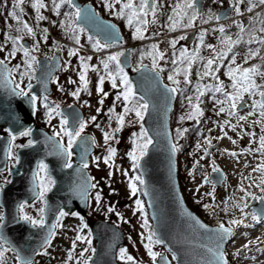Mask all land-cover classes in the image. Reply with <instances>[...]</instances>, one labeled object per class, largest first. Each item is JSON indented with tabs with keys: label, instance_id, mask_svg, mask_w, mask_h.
Instances as JSON below:
<instances>
[{
	"label": "rangeland",
	"instance_id": "rangeland-1",
	"mask_svg": "<svg viewBox=\"0 0 264 264\" xmlns=\"http://www.w3.org/2000/svg\"><path fill=\"white\" fill-rule=\"evenodd\" d=\"M81 1L89 4L92 3L98 9V12L106 15L109 19L119 25L124 36L123 43L113 45L103 51H97L93 48L92 41L89 40V35L84 30L82 33H79L80 42L77 44L74 39L69 38V35L66 34L64 28L60 27L61 21L66 20L64 14L74 12L75 10L64 5L59 10L60 14L57 15L56 11L52 8V0H44L47 7L44 8L45 10L41 9V13L47 15L49 19L48 22L44 20V23L42 21V23L37 26H31L33 27L35 36L27 34L26 31L17 32L16 29L20 27V25L16 20L8 16V13L13 10L14 0H0V49H2L0 50V58L4 59L8 56L7 53H10L13 48L17 49L16 53L23 52L20 48V45H23V40H27V42L30 43V47L28 48L30 50L37 42H39V50L32 52L34 55L47 54L48 56H53L54 54H62L63 62L61 68L52 80L54 99L48 97V102L53 106L59 105L60 111H62L63 107L78 104L84 112L83 121L87 124L82 134L90 132L95 138L96 146L89 159L90 163L88 166L91 168V171L96 178L95 183L97 184V187L94 188L92 192L88 212L89 218L90 220L105 219L121 226L128 238L127 245L123 247L127 250V255H131L134 258L133 261L140 262L141 264H154L152 257L149 256L148 251L144 246L148 243L146 237L149 235V229L153 232V221L151 220L146 199L143 195L144 184L137 185L138 190L135 195H131L129 186L130 183L135 182V176L140 175L142 177L139 169L133 167V162L127 155V153L132 151L135 147L132 143V134L140 132V122H137L134 112L127 114L125 118V125L122 127L121 131L115 133L116 139L109 141V144L116 149V155L111 161L112 167L110 168L105 165L103 157L107 156L108 153L107 145L104 143L103 132L101 129L111 132L118 126L115 119H113L109 125L108 109L113 106V101L117 91H119V88L113 89L111 81L106 79L102 87L104 92L108 93V96L105 98L104 104L102 106L99 105L98 100L100 99V95L97 93V83L99 77L98 73L93 71L90 67L86 72L88 91H81L79 99L72 97L70 93L79 85V56H91L92 59L87 61V63L89 65L99 67L101 69L99 74H104L102 64L100 63L101 60L106 59L107 56L111 54L122 52L124 50L122 48L123 46L131 45L134 42L135 44L141 42L139 46L142 47H140L133 54V68H138L143 62H151L149 65L152 67L154 54L152 46L156 45L157 52H162L164 54V59L158 61L160 68L164 71L162 76L164 79L166 78L165 81L167 83L174 86L172 81L168 80V76L174 75V70L180 66L179 63L177 65H173L172 60L176 59L179 62L181 59V49L186 50V56L201 55L202 58H210L216 54L213 49H215L216 52H219V50L225 47V45L221 43L220 38L222 35L226 34L235 40L237 38V33L239 32V28L236 25L238 23H242L246 28L249 27L252 17L256 14L257 8H260L257 13L264 16V6H258L253 9V12L249 13L247 11V3L241 5V12L243 13L242 16L233 13L229 22L221 24L225 28V34L218 31V28L221 25L219 26V24H214V19L209 20L208 23H201L198 19L195 22L194 27L199 25L201 27L202 25H205L201 31L207 30L204 36V42L203 44L197 42L192 48H185V39H180V37L184 36L186 38L190 35V32L194 27H181L172 31L167 26V17L172 14V9L170 8L176 3V0H165L166 2H170L172 4L170 8L167 7L166 21L164 20L163 15L159 14L158 16L159 10H157L158 19L156 24L148 23L145 26L146 31H142L141 33H136L135 21L133 25H129L127 19L115 14L116 11L120 9L121 5L116 4L115 8L110 10L105 7V0ZM109 2H114V0H109ZM230 2H232V0H230ZM222 3L223 0H218L215 4L220 6ZM203 4L205 13H208L209 9L212 10L214 3L212 0H203ZM22 8V20L27 22L28 18H35L36 15L34 16V14L36 11L31 6V0H25ZM162 9H164V5ZM217 13V11L213 12L214 15H217ZM147 19L151 21L152 17L149 16ZM257 27H259V25H257ZM43 29L48 30L47 40L43 39ZM168 32L172 35L175 34L172 41L175 40L176 45L180 44L181 47L177 45L175 46V49H173L169 47L168 43L165 44L161 42L160 39L152 40L154 38H159L161 34H166ZM134 34L143 35L146 38L137 39L134 38ZM2 35L7 37L2 39ZM242 35V42L236 45L233 49V51L237 53L236 64L241 67H251L253 65H260L264 63V60L261 59V57H264V45L256 43H254V45L248 44L246 43L249 39L248 34L244 33ZM255 35L259 38L261 33L256 32ZM17 36L22 37V39L18 40L17 43H13L12 38ZM93 38L98 39L96 37ZM148 39L150 40L148 41ZM205 45H211L212 48H208V51L205 52ZM23 47L25 46L23 45ZM250 47L254 49L260 48L261 53L259 56L252 57L246 63L244 58L248 55ZM72 49H78L79 54L76 56H69V50ZM174 52L175 55L173 54ZM230 59L231 55L223 61L225 66L222 67L224 68L222 70L224 71L221 72V70L218 77L219 81L223 82L226 90L232 92V80L226 74L228 71L227 65ZM10 60L15 64L13 66L20 65V70L23 71L25 61L23 53L19 56L18 60L17 57L16 59L11 57ZM6 62H9V60H6ZM67 62H70V64ZM65 67H67V70H65ZM110 69L114 71V65H110ZM192 70H195L196 74L193 72L189 73V79L192 81L189 86L185 87L184 84L181 85V88L185 90L183 94H178L179 99L176 103V110L173 113L171 122L174 136L173 142L177 144L179 149L177 151V164L179 167V181L182 192L188 205L204 220L208 221L206 218H211L213 225H217L219 222H224L229 224L230 227L234 228V230L236 229L234 232H236L237 237L234 238V243L230 242L226 249V257L229 263L264 264V220L259 222L253 221L251 219V214L256 212L250 207V204L253 201L251 198L253 196L257 197L258 200L260 197H264V191L261 190V187L257 186L259 185L260 180L264 178V174L260 172H253V168H256L261 163H264V155H261L259 151H256V149L260 147V138L264 136V131H262L260 124L254 123V121L261 119L258 114V110L252 116H248V113L252 111L250 107L252 100L259 99V97L253 98L245 94L244 100L247 99V103L244 110H239L236 115L229 117L227 112L217 115L220 105L215 104L212 94L206 92V95L202 97L203 102L200 104V108L203 115H206L207 117L201 119L202 125L201 129L198 131L199 137L191 138L186 133L177 137V129H194V126L190 124L192 119H187V115L192 111V107L188 104L186 97H194L196 94L195 86L198 83L203 85L200 80V76L198 75V72H202L203 70V60L202 62L196 60L190 68V71ZM35 71L36 63L32 70V79L29 81V79L25 77L21 83L22 88L27 89L29 82L31 84L33 83ZM13 76L16 82H20L21 78L19 72H14ZM177 76L178 75H175V79ZM195 77L197 83L192 85L195 81ZM206 78L208 79V77ZM69 79L74 80L77 83L71 84L69 83ZM128 79L130 80L129 76ZM117 84L119 85V79H117ZM61 88H63V91H61ZM215 96L220 100L225 99L220 93H216ZM139 97L140 95L137 94V98ZM193 104H196L195 100H193ZM224 106L227 109V104ZM98 107L102 108L100 113H97L96 111ZM115 111L116 113H121L123 111V106L119 102H117ZM93 116H96V120L94 122L91 119ZM239 116H245L246 119L244 121H239ZM181 117H185V119L181 120ZM60 119V116L55 114L52 115L51 119L49 118L47 109L44 107L43 97H41L37 102V124L53 135V132L58 131L60 128ZM225 120H231V123L236 125L235 130L231 127L225 126V130H222L220 127L219 131H217L218 125H223ZM97 124L100 125V128L96 127ZM225 132L227 133V136H224ZM222 136L224 138L217 139V137ZM29 139L31 138L20 136L17 133V139L12 142L13 152L17 155L16 151L19 148L15 146L26 145ZM206 140H211V147L219 143L218 148H213V150L208 152L209 147ZM63 141L67 143V137H64ZM233 141H235V143H233ZM205 149H207V152ZM233 152L237 153V156L230 155V153ZM94 157H101V160L98 162L94 161ZM97 164L99 166H97ZM219 165L224 168L227 175V179L221 187H217V185H214L210 180V174L213 172V166L219 168ZM13 167V161H10L7 165V169L0 172V188H3V186L7 184L5 183L6 180L10 181V169ZM202 168L205 169L201 170ZM110 171L112 172L111 176H109ZM126 171H129V175H124V172ZM205 177H207V180L209 181L208 183L205 182ZM129 181L131 182L129 183ZM242 187L245 191H241ZM97 192H99L101 196L99 205L95 200ZM246 192L251 193L252 195H246ZM208 193H212V195H207ZM246 196L249 198H246ZM136 200H140L142 202L143 212L137 210V205L135 203ZM245 203L247 204L246 208L243 207V204ZM205 205H208V207H205ZM109 207L114 208L115 211L108 212ZM41 208H43L45 212V196L42 201L34 199L29 203H25L24 212L33 218H38L40 216L39 209ZM225 208H227V211H225ZM0 211H2L1 208ZM117 213H119V216ZM70 215L71 213L61 218L59 223H56V233L52 238L50 246L46 248V254H39L34 264H83L84 260H88V262L91 261L95 247L92 236L87 227L81 231L82 222H80L78 218ZM121 217H123V219H121ZM145 219L148 221L149 228H143L141 226ZM233 219L241 220L243 223L230 224V221ZM84 222L89 224V221L84 220ZM77 235L89 237L91 239V243L89 244L85 240L76 241L75 248L73 249V241L76 239ZM246 244L249 245L247 249L243 247ZM150 247L154 252H157L160 255H168L172 258L173 262H175L173 256L167 252L163 245L157 244L153 241L150 244ZM85 249H89V251L85 252ZM43 252H45V249L40 253ZM82 252L84 253L83 256L80 255ZM69 254H71V259L69 258ZM5 259L7 264H19L15 255L11 251L5 254ZM118 260L121 261L120 259Z\"/></svg>",
	"mask_w": 264,
	"mask_h": 264
},
{
	"label": "snow or ice",
	"instance_id": "snow-or-ice-1",
	"mask_svg": "<svg viewBox=\"0 0 264 264\" xmlns=\"http://www.w3.org/2000/svg\"><path fill=\"white\" fill-rule=\"evenodd\" d=\"M212 2L215 4L218 2V0H212ZM25 3V0H14L13 3V10L8 13V16L13 18L17 21V23L20 25L16 29L17 32L20 31H26L27 34H30L32 36H35V32L33 28L24 20L21 19V16L23 14V8L22 5ZM247 3V11L249 13L253 12V9L258 6H264V0H232V8L234 9V12L236 15L242 16L243 13L241 12V5ZM119 4L121 5L120 9L116 11V15L122 16L123 18L127 19L129 25H133L134 21L136 25H139L136 27V33H141L142 31H146V25L148 23H155L156 17H157V9L159 7H163V5L158 3V0H114V2H109V0H105V7L109 8L110 10H113L115 8V5ZM68 6L71 9H74V12H68L65 13L66 20L61 21L60 27L64 28L66 34L69 35V38L74 39L77 44H79V33H82L84 31V28L81 27L77 21H82L84 23H88L92 19V15L88 9L82 10L79 8L75 3L74 0H52V8L56 11V14L59 15L60 8L62 6ZM31 6L33 9H35L37 13V20H45L46 17L41 14V9L46 8V4L44 0H31ZM201 5L200 0H176V3L172 6V14H170L167 17L168 20V27L170 30L175 31L177 28H192L195 25V22L199 19L201 23H208L209 20L215 19L219 21L221 19L220 16L214 15L212 10L209 9L208 13H202L201 12ZM19 10V11H17ZM151 16L152 20L149 21L147 17ZM207 17V18H205ZM226 18V17H225ZM235 23V22H234ZM259 25V27H257ZM239 28V32L237 33V38L233 40L231 36H228L225 34V28L224 26H220L218 28V31L222 34L221 36V43L225 45V49L219 52H216L215 49L213 51L216 53L215 55L211 56L210 58H202V57H196L185 55L186 50L181 49L180 50V57L181 59L179 62L176 59L172 60L173 65H177L179 63V67H177L174 70V75H169L168 80L172 81L175 87L168 88L166 87V91L169 94H175L180 93L183 94L184 90L183 88L179 87L180 81L175 79V75H183L184 77V83L185 85L191 84L192 81L189 79V72L192 64L196 60H203V70L202 72H198V75L200 76V80H204L206 77H211L212 79L216 80L217 83L214 84H197L195 86V96H188L186 97V100L188 104L192 107V111L187 115V119H194L201 115H203L202 110L200 108V104L203 102L202 97H204L207 93H211L213 100L215 104L220 105L217 115L220 113L227 112L228 116H234L236 115L238 109L240 107H243V104L241 103L244 100L245 94H247L249 97H259V99H253L252 103L250 105L252 111L248 113V116H252L254 113L257 112L260 116V120L254 121L256 124H260L262 131H264V83H257L256 78L259 77L261 80H264V63L260 65H253L251 67H241L240 65L236 64L237 59V53L233 51L234 47L238 44H240L243 40L244 33H247L249 36V39L246 41L248 44L256 43L259 45H264V16H262L260 13H256L251 21L249 27H245L242 23H238L236 25ZM47 29H43V39L47 40ZM207 30H202L197 39L200 42V44H203L204 42V36L206 34ZM256 32L261 33V36L257 38L255 35ZM134 38L137 39H145L143 35H135ZM13 43H17L18 40L22 39V37H14ZM118 37L115 33L108 32L105 36L106 41H117ZM180 39H185L184 36H181ZM89 40L92 41V46L97 51H103L104 49L112 47V43H102L99 39H94L93 37L89 36ZM176 41H171V46L173 49H175ZM208 48H212L211 45H207ZM20 48L23 50V54L25 57L24 61V68L23 71H21V66L16 65L13 68L7 67L5 64V61L10 59L11 57H14L16 55V48H13V50L8 53V56H6L4 59H0V77H4V74L7 73V76L5 77L7 82H13L14 87L12 89V92L14 95L19 97H27L29 99V102L31 103L33 107V112L35 111V107L37 104V101L40 99L34 94H31V88L32 85L29 82L27 85V89L22 88L20 84L23 82V79L27 77L29 81L32 79V70L34 68V65L36 63V57L35 55H32V52L39 50V42H37L33 48L30 50L28 48L23 47V45H20ZM153 60H152V68L153 71L163 69L160 68L158 61L164 59V54L162 52H157V46L153 45ZM2 50V49H0ZM261 53L260 48H249L248 55L244 58L245 62L252 57L259 56ZM79 54L78 49H72L69 50L68 55L69 56H76ZM175 55V52L173 53ZM229 54H231V59L227 65L228 71L227 75L232 80L231 88L232 92H229L226 90L225 86L223 85V82L219 81L218 76H216V73H218L221 69V67H224L223 61L228 58ZM123 52H117L115 54H111L107 56L106 59L101 60L103 73L99 74L101 72V69L97 66L89 65L87 61H90L92 59L91 56L84 57L79 56L80 61V68L78 70V77H79V85L78 87L70 93V95L76 99L80 98L81 91H88V80L86 79V72L91 67L93 71H96L98 73V83H97V93L100 95V99L98 100L99 105L104 104L105 98L108 96L107 92H104L103 90V84L106 79L111 81V85L113 89L119 88V91H117L113 106L108 109L109 113V125L111 124V121L115 119L117 122V127L113 129L111 132L104 131L103 132V139L105 145H107V153L108 155L103 157V162L105 165L112 167V158L116 155V149L112 147L109 144V141H113L116 139L115 133H118L121 131L122 127L125 125V118L128 113L134 112L135 116L137 118V122H140V132L139 133H133L132 134V143L135 145L132 151H129L127 153L129 159L133 162L134 168H139L140 166V160L142 157L147 155V151L149 149V146L153 144V139L151 136H149L148 131L143 126V119L144 114L149 109V102L144 100V98L141 96L137 98L136 90L133 88L131 81L128 79L127 74L124 71V68L120 64V57L123 56ZM262 60H264V57H261ZM70 64V62H67ZM110 65H114L115 70L113 71L110 69ZM65 70H67V67H65ZM14 72H19L20 75V82H15V78L13 76ZM117 79H119V85L117 84ZM69 83L76 84L77 82L74 80L69 79ZM61 91H63V88H61ZM220 93L224 96V100L217 99L215 94ZM90 94V93H89ZM193 100L196 101V104H193ZM44 101V107L47 109V113L49 115V118L51 119L52 115H58L60 116V128L58 131L53 132V137H59L61 142H58L56 144V150L59 155L67 157L64 163V167L71 168V157H72V148L73 145L77 143V141L81 138V134L83 133L85 127L87 126L86 122L83 120L76 121L77 126L75 127H69V119L64 115L62 111H60L59 105H52L48 102V97H43ZM117 102H119L123 106V111L121 113H116L115 109L117 106ZM86 103V102H85ZM225 104H227V109L225 108ZM97 113H100L102 111L101 107H98L96 109ZM92 121L94 122L96 120V116H93ZM185 119V117H181V120ZM246 119L245 116H239V121H244ZM130 123V122H129ZM231 127L233 130H235L236 125L231 123V120H225L223 122V125H220V127L223 128ZM97 128H100V125H96ZM9 137H10V143L9 147L7 149V158L10 161H13V166L20 163V156L16 155L13 152V143L17 139V134L12 131L11 129L5 130ZM188 129H177V137L182 136L184 133H186ZM20 136L24 137H30L32 135V130L30 128H26L21 130L18 133ZM254 135V134H252ZM224 136H227V133H224ZM53 137H48V140H52ZM64 137H67V145L65 146L62 141ZM222 137H217V139H222ZM35 142L32 139H29L26 145H16L15 147L18 148H24V147H31ZM95 139L93 138L91 141L92 145H95ZM206 143L208 147H211V140H206ZM235 143V141H233ZM179 149L177 147V144L173 143L171 145V152L175 153ZM207 152V149H205ZM251 151V150H249ZM256 151H259L261 155H264V136L260 138V147L256 149ZM85 153H87V148H85ZM232 156H237V153L233 152L230 153ZM94 161L101 160V157H94ZM81 160L83 162V167L87 168L88 163L84 159V156H81ZM97 166H99L97 164ZM3 171V170H0ZM213 172H220V169L213 166L212 168ZM253 172H260L264 174V163L259 164L256 168H253ZM112 175V172H109V176ZM124 175H127V172H124ZM134 181L130 183V190L131 195H135L137 193V185L138 184H144L145 181L142 179L140 175H137L134 177ZM205 182L208 183L207 177H205ZM5 183H10V181H5ZM55 182L52 180L51 176L48 174V165L44 163L43 160L39 161L36 165V169L33 173V192L37 199L43 200L45 194L51 190V185H53ZM261 187V190L264 191V178L260 180L259 185ZM92 188H96L97 184L92 183ZM3 189L0 188V192H2ZM198 191V190H197ZM241 191H245V189L242 187ZM77 193L81 196H87V188L86 185L81 184L77 188ZM207 195H212V193H208ZM246 195L251 196V193H247ZM253 199H256L257 197L253 196ZM243 199V198H241ZM261 200H264V197H260ZM95 200L97 204L99 205L101 201L100 193L97 192L95 196ZM137 205V210L140 212H143V205L140 200L135 201ZM205 207H208V205H205ZM243 207L246 208L247 204H243ZM25 203H21L18 206L17 214L13 217V220L15 221L17 226L22 227L25 224L31 225L32 227H44V209H39L40 216L38 218H33L29 215H27L24 212ZM115 209L112 207L108 208V212H114ZM225 211H227V208H225ZM135 214V211H134ZM69 215V213L65 212L64 210H60L57 218V222H60V219ZM72 215H78L77 213H72ZM119 216V213H117ZM81 221H83V217H80ZM123 219V217H121ZM251 219L253 221H261L264 220V212L257 214L252 213ZM193 220H195V223L199 225L200 228H206V225L200 223L199 220H197L195 217H193ZM128 222V221H125ZM243 221L233 219L230 221V224H242ZM7 224L5 214L0 211V228L5 227ZM143 228H149L148 221L145 219L141 225ZM53 228L56 227V225L52 226ZM87 225L83 224L81 225V231H83L84 228H86ZM54 232L51 230L49 231V234L47 237H45L43 244L41 245V248L45 249V252L43 253H36L39 254H46V248L50 246L51 244V237L54 236ZM232 235V229L231 227H225L224 224H220L219 228L216 231L215 238L217 240L216 250L213 253L217 264H227V261L224 259L223 252L220 251L221 245L227 241ZM143 236V234H142ZM155 233L149 229V235L146 237L148 243H146L144 246L148 251L149 256L152 257L154 264L157 260V257L160 258V260L163 262V264H169L168 260L161 256L159 253L154 252L152 248L150 247V244L154 241L157 244L163 243L160 239H155ZM85 240L87 243H91V239L89 237H83L80 235L76 236V239L73 241V249L75 248L76 241ZM8 245V241L6 237L3 234H0V264H7V261L5 259V254L9 251L16 253V260L19 262V264H34V262L30 258H25L17 252L16 249L12 248L10 245ZM245 249L249 247L248 244L243 246ZM85 252L89 251V249H85ZM209 251H212L209 249ZM81 256L84 255L82 252L80 254ZM69 258L71 259V254H69ZM118 259L121 261L127 262V261H133V257L131 255H127V250L124 248L120 249ZM173 259L175 257L173 256ZM83 264H88V260H84Z\"/></svg>",
	"mask_w": 264,
	"mask_h": 264
},
{
	"label": "water",
	"instance_id": "water-1",
	"mask_svg": "<svg viewBox=\"0 0 264 264\" xmlns=\"http://www.w3.org/2000/svg\"><path fill=\"white\" fill-rule=\"evenodd\" d=\"M74 3L81 7L82 10L88 9L93 12L95 9L91 4L82 5L78 0ZM202 9V0H200ZM200 9V10H201ZM94 14V12H93ZM222 19V18H221ZM80 26H83L89 31L90 35L95 37L99 36L105 43H121L123 40L122 33L118 26L113 22L103 20L94 14L92 20L88 23L78 21ZM108 32L115 33L118 37L117 41H106L105 36ZM191 38H189L190 40ZM188 40V41H189ZM7 65V64H6ZM122 65L130 72V78L135 82L136 91L149 102V109L145 114L144 126L148 131L149 136L153 139V144L149 146L147 155L140 160V172L144 178V196L150 215L155 222L156 228H161L167 222L169 216H180L188 223V230H166L168 233H159V239L163 241L166 249L175 257L176 264H217L214 252L215 245H210V241H214V237L219 226H211L206 224L195 212H193L186 203L184 195L182 194L181 187L178 180V169L176 164V152H171V145L173 144L172 131L170 126V115L174 107V94H169L166 87L171 88L168 84L164 83L161 74L158 71L148 69L146 66L142 70L131 73L130 57L126 54L122 57ZM60 66L59 56L55 55L51 60L42 58L39 60V68L36 72V83L31 89V94L37 97L43 93H51V79L58 71ZM7 67H9L7 65ZM0 77V170L6 167L7 164V149L10 143V137L1 132V130L8 128L16 134L21 130L30 128L32 135L30 138L35 142L31 147H24L17 151L20 156V163L12 170V180L6 185L0 193V205L4 210L7 224L5 227L0 228V234H3L8 244L17 250L19 254L26 258V252L23 245L26 242H32L33 250L37 251L41 248L45 237L48 236L49 231H54V217L60 210L72 212L73 210L83 211V206L80 202L75 200L76 197L81 196L77 193L79 185L84 184L82 179L83 175H88V172L80 165H83L81 156L89 161V154L93 152L94 145L85 143L79 139L73 146V152L76 154V163H72L70 172H65L62 167L58 165L53 166L49 160L36 153L40 149V137L45 141L43 145L48 147L56 146L60 142L56 137H53L43 129H40L36 124L35 111L27 97H19L13 94V82H7L5 77ZM152 87V88H151ZM151 90H157L158 96L152 97L149 93ZM14 97L20 99L17 102ZM246 101V100H245ZM242 102V104L245 103ZM239 109H242L240 107ZM154 111V112H153ZM62 112L69 119V127L77 126L76 121L82 120L84 117L83 111L77 105L63 107ZM48 137H53L48 140ZM87 148V153H85ZM51 152V150H50ZM64 160L67 157L62 156ZM158 158V161L155 158ZM45 161L48 165V174L53 178L54 185L50 192L46 195V205L44 212V227H32L28 225L31 230L37 232L33 238L27 237V232L21 236L15 237L12 232L14 229L10 228L11 217L17 214L19 204L23 202H30L36 196L33 192V173L39 161ZM82 172L80 177L77 172ZM76 172V173H75ZM212 181L220 187L223 183L224 176L222 171L212 174ZM85 185V184H84ZM87 191L89 186L86 185ZM81 196L79 199L84 198ZM55 199L59 201L58 205L55 204ZM55 201V202H54ZM255 202H252L253 205ZM257 214L264 212V201H260L258 206H254ZM195 217L200 223L206 225V228H200L193 220ZM112 225L102 220H96L93 225ZM207 233L206 239L203 234ZM164 235H166L164 237ZM110 233L96 234L100 239H108ZM230 238L225 241L220 248V251H225L227 243ZM194 247V248H192ZM211 249L212 251H209ZM192 250L196 251V257L191 261H184V255L189 254ZM169 264L171 260L165 256ZM224 259L227 261L225 254ZM91 264H130L120 263L117 260V249L114 247L103 248L102 245L97 244V251ZM159 264L163 262L159 258ZM228 264V263H227Z\"/></svg>",
	"mask_w": 264,
	"mask_h": 264
},
{
	"label": "bare ground",
	"instance_id": "bare-ground-1",
	"mask_svg": "<svg viewBox=\"0 0 264 264\" xmlns=\"http://www.w3.org/2000/svg\"><path fill=\"white\" fill-rule=\"evenodd\" d=\"M158 3L161 4V5H164V9H162V7H159L157 10H159L158 12V16L159 14L163 15L164 16V20L166 21V14H167V7L170 8V6L172 5L170 2H166L165 0H158ZM232 2H230V0H223V3L222 5H220V7H222V9L217 13L218 16H220L222 19H220L218 21V23L220 24H226L227 22L230 21L231 19V16L233 15L234 12V9L232 8ZM219 10V9H218ZM94 14L97 16V17H101L103 20H106V21H110V22H113L109 19V17H107L106 15H103L101 12H97V11H93ZM93 12H90L91 15H92V19L94 17V14ZM226 17V18H225ZM149 18V17H148ZM91 19V20H92ZM157 19L158 17H156V22H157ZM155 22V24H156ZM139 26V25H136V27ZM121 29V28H120ZM200 33V32H198ZM197 33V35H198ZM172 38H174V35L170 34L169 32L168 33H163L161 34V36H159V38H154L152 40H156V39H160L161 42L163 43H168L169 44V47L172 48L171 46V41H172ZM197 38H194V39H190L189 41H187L185 43V48H192L197 42H199L198 40H196ZM150 39H148L149 41ZM117 43V42H116ZM141 44L138 43V44H135V42L131 45H125L123 46L122 48L124 49L122 52L124 53V55L126 54L127 56L130 57V61L131 63H133V54L134 52H136L140 47L142 46H139ZM179 47L180 44H177ZM175 45V46H177ZM178 47V49H179ZM195 49V48H193ZM192 49V50H193ZM224 48H222L221 50H224ZM205 52L208 51V47L205 45V49H204ZM230 55V54H229ZM122 57H120V64L122 65ZM135 60V59H134ZM151 62L147 63V62H143L141 64V66H139L138 68H133L131 66V73H136L140 70H142V68L144 66H146L148 69H152V67L149 65ZM130 73V72H129ZM216 74H220V71ZM162 81L165 83V79L164 77H162ZM178 81H180V83H184L181 79L177 78ZM133 83V86H134V89L136 90V85H135V82L134 81H131ZM152 88V87H151ZM136 93L138 95H140L137 91ZM151 94L152 97H157L158 96V91L157 90H151L149 92ZM175 96V100H174V107H173V110L171 112V115H170V122H172V117H173V113L174 111L176 110V103L179 99V96L175 93L174 94ZM14 99L19 102L20 99L14 97ZM154 112V111H153ZM38 125V124H37ZM38 127L40 129H43L44 132H47L44 128H42L40 125H38ZM48 133V132H47ZM0 137H2V135L0 134ZM93 139L94 136L92 135V133L88 132V133H85V134H81V141L83 142H87L90 144V139ZM95 139V138H94ZM40 140H41V144H39L40 146V149L36 151V153L42 157H44L45 159L47 158L49 160V162L53 165V166H56L59 164L60 167H62L64 169L65 172H70V171H73L71 170V168H66L64 167V163H65V160L64 158L58 154L57 150H56V147L55 146H51L49 143H48V147L43 145V143H45V141H43V139L40 137ZM96 142V141H95ZM96 144V143H95ZM51 150V152H50ZM95 150V149H94ZM93 150V152H94ZM90 153L89 154V157H91V155L93 154ZM157 161H158V158L156 157L155 158ZM90 161H88V165H89ZM80 167H83V165ZM84 168V167H83ZM87 170L88 172V175H83L82 172L78 171L77 174L83 179L84 181V184L89 186V189L87 191V196H85L84 198H81L79 199L81 196H78L75 198V200H77L78 202H80L83 206V211H78V210H73L71 213L70 216H74L76 218H78L80 220V222H82L83 224H86L87 225V228L89 230V233L91 234L92 236V239H93V242H94V254H93V257L91 259L90 262H88V264H91L92 260L94 259L95 255H96V251H97V244L99 245H102L103 248H108V247H114L117 249V251L119 252V250L123 247H125L128 243V238L123 230V228L119 225H117L116 223H113V222H110L108 220H105V219H96V220H102V221H105L109 224H112V225H100V224H95L93 225V223L95 222V220H90L89 218V215H88V212H89V208H90V200H91V196H92V192H93V189L91 187V184L92 183H95L96 182V178L94 177L92 171H91V168L88 166L87 168H84ZM123 169H124V166H123ZM139 171H140V166H139ZM127 172V175H129V171H126ZM76 173V172H75ZM132 181V180H131ZM129 181V183L131 182ZM56 201V202H55ZM55 204L58 205L59 201L57 199H55ZM60 212V211H59ZM59 212L57 213V215L54 217V225H56L57 223V218H58V214ZM72 213H77L78 215H72ZM83 217V221H81L80 217ZM204 216V215H203ZM208 221H212L211 218H206ZM84 220L86 221H89V224L85 223ZM10 228L14 229L12 234L13 236L15 237H18V236H21L23 233L27 232L26 236L27 237H30V238H33L36 236L37 232L33 231L30 229V227L27 226V224L23 225L22 227L20 226H17L15 221L13 220V216L11 217V221H10V225H9ZM226 227V226H225ZM183 230V231H187L188 230V223L186 221V219L184 220L183 218H181L180 216H169L168 219H167V222L165 223L164 226H162L161 228H156V225H155V222L153 221V232L155 233V239H159V233H161V230L163 232H166L168 233L166 230ZM54 233H56V227L54 228ZM102 233H110L111 236L108 238V239H98L96 237V234H102ZM207 233L205 232L203 234V238L206 239ZM166 235H164L165 237ZM237 237V234L236 233H232L231 237H230V242H233L234 243V238ZM52 238L53 236L51 237V241H52ZM210 245H217V240L216 238L214 237V241H210ZM9 245V244H8ZM6 245V246H8ZM161 245L165 246L164 243H161ZM32 242H26L25 245H23V249L24 251L26 252V258H30L33 262H35L38 258V255L36 253L38 252H42L44 251L43 248H40L38 249L37 251L31 249L32 247ZM194 248V247H192ZM13 254L15 255L16 257V253L13 252ZM184 255V261L187 260V261H191L189 258H191V255H192V259L196 257V251L192 250L189 254H185L183 253ZM128 263L130 264H141L140 262H137V261H127ZM155 264H159V258H157L156 260V263Z\"/></svg>",
	"mask_w": 264,
	"mask_h": 264
},
{
	"label": "flooded vegetation",
	"instance_id": "flooded-vegetation-1",
	"mask_svg": "<svg viewBox=\"0 0 264 264\" xmlns=\"http://www.w3.org/2000/svg\"><path fill=\"white\" fill-rule=\"evenodd\" d=\"M170 9H172V7L170 8ZM219 9V10H218ZM222 9V7H220V6H217L216 4H213V6H212V11L213 12H215V11H217V12H219L220 10ZM45 10V9H44ZM258 10H260V8H257L256 9V13H257V11ZM201 12L202 13H205V11H204V4H203V6H202V9H201ZM42 14V13H41ZM36 15V16H35ZM42 15H44L45 17H46V21H47V19H48V17H47V15L46 14H42ZM34 16H35V18L34 19H27L28 21V23L30 24V26H37V25H35V23H36V20H37V13L35 12V14H34ZM39 21V23L40 22H42V21H44V20H38ZM248 21V20H247ZM215 24V23H214ZM32 27V28H33ZM2 34H4V33H2ZM7 36H4V35H2V39H5ZM198 36H196V38H197ZM24 45V44H23ZM252 45H254V43H252ZM25 47H27V48H29L30 47V43H28V45H24ZM250 48H252V47H250ZM254 49V48H253ZM219 51H222V50H219ZM22 53L23 52H19V53H16V55L13 57L14 59H16V57H17V60H18V58H19V56L20 55H22ZM8 54V53H7ZM32 55H34V53H31ZM54 55H56V54H54ZM53 55V56H54ZM60 56H61V63L63 62V57H62V54H59ZM231 55V54H230ZM53 56H48L47 54H39V55H35V57H36V71H37V69H38V65H39V60H40V58H42V57H48V58H52ZM198 57H201V55H198ZM1 59V58H0ZM9 60V62H6V63H8V65H9V67L10 68H13L14 66L13 65H15L14 63H12L11 62V60L10 59H8ZM198 61H200V60H198ZM133 67V66H132ZM244 68H246V67H244ZM222 69H224V68H222L221 67V69H220V71L222 70ZM36 71H35V73H34V78H33V83L31 84V85H33L34 84V82H35V74H36ZM224 70H222L221 72H223ZM190 72H193L194 74H196V72H195V70H192V71H190ZM189 72V73H190ZM220 72V73H221ZM161 73L163 74L164 73V71L162 70L161 71ZM219 74H216V76H218ZM219 78V77H218ZM196 79V77L194 78V80ZM213 81H215V82H213ZM263 81L264 80H261V78H259V77H257L256 78V82L257 83H263ZM16 82V81H15ZM201 82L203 83V84H209V85H211V84H214V83H217V81L216 80H214V79H212L211 77H208V79L207 78H205L204 80H201ZM212 82V83H211ZM197 82H196V80L194 81V83L192 84V85H194V84H196ZM20 86H22L21 84H20ZM26 89V88H25ZM44 96H47V97H50V98H53L54 97V94L52 95V96H48V95H46V94H43V95H41L39 98H41V97H44ZM54 99V98H53ZM195 122H197V121H195ZM219 128H220V126L218 125V127H217V131H219ZM223 130H225V127L223 128ZM216 131V130H215ZM216 131V132H217ZM212 133H213V129H212ZM64 142V141H63ZM216 142V141H215ZM65 143V142H64ZM65 144H67V143H65ZM74 161V158H73V156L71 157V163ZM246 198H249L248 196H246ZM251 199H253V198H251ZM253 200H256V201H258V199L256 198V199H253ZM260 200V199H259Z\"/></svg>",
	"mask_w": 264,
	"mask_h": 264
},
{
	"label": "trees",
	"instance_id": "trees-1",
	"mask_svg": "<svg viewBox=\"0 0 264 264\" xmlns=\"http://www.w3.org/2000/svg\"><path fill=\"white\" fill-rule=\"evenodd\" d=\"M179 85H183V83H180Z\"/></svg>",
	"mask_w": 264,
	"mask_h": 264
}]
</instances>
